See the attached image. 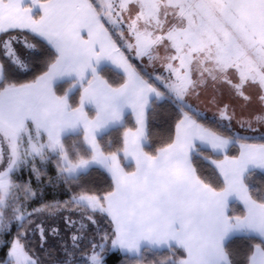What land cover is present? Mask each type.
<instances>
[{
    "label": "snow or ice",
    "instance_id": "6c2138e0",
    "mask_svg": "<svg viewBox=\"0 0 264 264\" xmlns=\"http://www.w3.org/2000/svg\"><path fill=\"white\" fill-rule=\"evenodd\" d=\"M257 171L264 0H0V264H264Z\"/></svg>",
    "mask_w": 264,
    "mask_h": 264
},
{
    "label": "trees",
    "instance_id": "16d2710c",
    "mask_svg": "<svg viewBox=\"0 0 264 264\" xmlns=\"http://www.w3.org/2000/svg\"><path fill=\"white\" fill-rule=\"evenodd\" d=\"M109 67V66H107ZM109 75L111 76H115V70H112ZM25 79H30V77H26ZM169 110L165 107L162 109H158L157 110V114H155L153 116V138H157L159 135L163 134V128L165 126V122L169 119ZM115 136V134L112 135V137H106V138H113ZM50 174L52 173V170H50ZM91 181L99 186V187H106L107 186V181L105 180V178L103 176H101L99 173H93L92 176L90 177ZM253 183H259L261 180H264V175H262L260 172H257L256 175L252 178ZM53 198H59V199H65L66 196L59 192L58 190H53V189H48L45 192V196L44 199L47 200H51ZM35 206V205H33ZM12 233H15V225H13V229H12ZM5 239H11L12 236L9 235L7 237H4ZM33 243H35V241H33ZM7 251V249H3L0 250V260H2L4 258L5 252ZM38 254L42 255V253ZM119 257V254H117V256L111 257L109 264H112V261L117 260ZM44 259L47 261V257H44Z\"/></svg>",
    "mask_w": 264,
    "mask_h": 264
},
{
    "label": "rangeland",
    "instance_id": "374dc122",
    "mask_svg": "<svg viewBox=\"0 0 264 264\" xmlns=\"http://www.w3.org/2000/svg\"><path fill=\"white\" fill-rule=\"evenodd\" d=\"M210 91H211V89H209V92H210ZM203 99H204V98H202V100H203ZM223 101H224L225 103H232V104L236 107L238 113L241 111V108H240L241 101H239V100H235V99H232V98L228 95L226 89L224 90ZM202 106H203V105H202ZM254 110H256V105H255V104H252V105H250L245 111H246V112H252V111H254ZM209 115H211V110L209 111ZM253 135H255V136L258 138V137L260 136V132L258 131V132H256V133H254Z\"/></svg>",
    "mask_w": 264,
    "mask_h": 264
},
{
    "label": "crops",
    "instance_id": "0c3cea01",
    "mask_svg": "<svg viewBox=\"0 0 264 264\" xmlns=\"http://www.w3.org/2000/svg\"><path fill=\"white\" fill-rule=\"evenodd\" d=\"M110 67V66H109ZM203 98V97H202ZM257 172H259V171H257Z\"/></svg>",
    "mask_w": 264,
    "mask_h": 264
}]
</instances>
